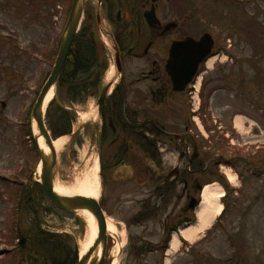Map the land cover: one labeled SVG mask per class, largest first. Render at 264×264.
I'll list each match as a JSON object with an SVG mask.
<instances>
[{"label":"rangeland","instance_id":"rangeland-1","mask_svg":"<svg viewBox=\"0 0 264 264\" xmlns=\"http://www.w3.org/2000/svg\"><path fill=\"white\" fill-rule=\"evenodd\" d=\"M63 1L0 0V264H20L19 253L14 249L15 237L20 235L23 240L19 238V243L26 250L30 245L34 248L32 255L42 254L41 248H37L42 231L52 239L44 249L50 253L48 257L55 259V264H72L87 230L83 214H66L58 210L34 183L39 179L36 171L39 162L32 139L31 109L52 68L56 44L64 26L55 17L61 16ZM169 2L170 6L176 7L178 18L186 20V15L191 14L186 29L191 26L197 31L199 27H209V33L220 36L218 49L210 59L213 62L217 59L216 62L211 70L204 68L207 73H201L198 78L199 81L202 76L204 79L199 88L202 102L197 112L199 126L190 120L195 140L185 137L181 143L183 149L188 146L191 158L195 153L198 156L189 167L187 158H180V149L167 146L162 138L156 140L159 157L165 174L176 165L189 167L190 174L200 184H218L223 190L222 207L226 204L227 209L219 223L209 231L205 228L193 243L179 238L181 242L175 251L160 252L157 249L139 254L135 249L142 242L155 244L163 236L161 226L158 228L162 219L168 217L171 224H185L180 228L190 224L187 222L190 218L196 219L201 192L191 193L199 198V203L194 211L185 213L180 209L188 201L181 194L182 183L164 186L165 201L155 209V214L158 209L163 214H153L147 222L138 225L131 222V218L152 190L136 187L130 182L116 187L112 180L102 177L97 200L103 204L107 220L115 225L122 244L117 264H264V0ZM194 8L200 11L192 12ZM250 18L254 20L250 21ZM229 43L230 46H226ZM222 49L223 53H230L231 60H226L221 53L217 55ZM108 64L106 79L111 78L109 72L114 71V64ZM66 95L58 86L51 103L54 104L45 113L44 120L52 135L51 124L62 113L65 127L76 130L80 124L84 125L73 139L64 135L66 142L57 150L59 174L56 183L68 187L94 171L95 161L99 177L101 170L93 136L98 119L96 97L76 101ZM197 105L195 102L193 109ZM190 110L191 104L186 100L181 107L162 109V114L172 115L173 119L176 117L185 124L187 117L192 115ZM151 111L152 118L158 120L160 112L157 109ZM236 115L242 117L241 128L234 122ZM57 127L53 126V129L58 130ZM135 152L130 151L127 158L138 160L142 167L144 164L145 171L150 160L144 153L137 157ZM218 157L227 164L216 166ZM105 159L109 166L112 161L108 155ZM114 174L122 181L131 174V169L121 168ZM228 174L233 175V179ZM143 208L148 209V203ZM35 210L38 223L34 219ZM10 219L14 224L9 228ZM114 245V239H108L106 255L112 254ZM7 248L4 257L2 252ZM52 248H56V255L50 252ZM6 257L13 262H7ZM107 258L101 264H107Z\"/></svg>","mask_w":264,"mask_h":264},{"label":"flooded vegetation","instance_id":"flooded-vegetation-1","mask_svg":"<svg viewBox=\"0 0 264 264\" xmlns=\"http://www.w3.org/2000/svg\"><path fill=\"white\" fill-rule=\"evenodd\" d=\"M84 1L83 23L72 37L61 74L69 81L73 80L81 85L87 83V89L82 90L81 94H67L73 99L95 96L97 103L100 93L105 89L97 124L94 125H98L100 138L97 149L101 170L99 180H112V185L120 188L130 182L136 187L152 190L131 218V222L141 225L149 220L150 213H154L156 207L160 206L159 203L164 202V186L172 187L176 182L182 183L181 194L184 198L194 196L191 193L197 192L199 182L190 174L189 165L194 163L198 155L195 153L191 158L188 146L183 149L181 144L185 137L190 138V141L195 140L190 123L192 116H186L185 124H181L176 117L173 119L172 115H163L162 109L181 107L183 102L190 101L193 87L198 83L201 73L205 72L204 68H208L211 54L219 40L211 34L214 38L212 52L202 58L196 65V73L190 77L195 60L186 59L180 64L177 57L172 59L170 49L174 43L189 36L196 41L200 40L202 35L209 33V27L202 26L197 31L191 26L186 29L191 19L178 18L177 9L169 5V0ZM63 2L61 16L56 19L65 25L72 1ZM61 36L62 34L56 44L55 56H52L53 61L58 56ZM84 58L86 60L80 62ZM108 63L114 64V71L112 77L106 79ZM203 79L202 76L200 81ZM151 109L160 112L158 120L152 118ZM141 118H146V121H141ZM182 125L183 130L179 132ZM162 138L166 140L167 146L180 149L179 156L181 159L187 158L186 165L189 167L181 168L176 165L168 173H164L166 171L162 159L157 157L159 149L156 145V140ZM147 141L153 143L157 154L144 171V164L142 167L138 160L128 159L127 156L130 151L136 150L135 155L140 157ZM126 143H129L128 147ZM107 155L112 161L109 166V161L105 159ZM121 168L131 169V174L122 181L115 178L114 174ZM185 174L188 175L187 178L184 177ZM115 179L119 181L116 182ZM190 179L193 180L191 183ZM179 196L178 199L181 200ZM147 203L148 209H144ZM180 209L186 211L185 206ZM162 221L158 228L161 226L165 237L171 220L164 218ZM162 244V240H157L155 244L142 242L135 250L146 252L147 249H155Z\"/></svg>","mask_w":264,"mask_h":264},{"label":"water","instance_id":"water-1","mask_svg":"<svg viewBox=\"0 0 264 264\" xmlns=\"http://www.w3.org/2000/svg\"><path fill=\"white\" fill-rule=\"evenodd\" d=\"M83 0H73V4L71 7V14L66 22V26L63 32V37L61 39V46L58 52V57L55 60L54 67L48 76L49 78L42 86V90L37 97V101L33 106L32 111V120L35 121L37 133L34 135V141H36L38 136L42 137L44 143H46L49 147V153L41 152L37 146V152L39 161L41 162V169H40V184H42L43 193L55 206L61 208L62 210L66 211L67 213H75L76 210L86 209L90 213L93 214L96 224H97V237L95 238L92 247L89 251L82 255V258L73 264H100L104 257V251L106 248V223H105V216L100 209L98 202L93 197H86L84 195H61L56 194L54 192V181L57 177V152L54 149L53 141L51 140L49 131L46 129L45 122L43 120V103L45 101V97L48 94L49 90L52 86L56 83L58 79V75L63 68L64 61L67 57V53L71 46L72 37L75 34V31L79 25V20L82 15V8H83ZM209 36L201 37L200 41H195L192 38H185L182 41L176 42L171 47V57L172 59L180 60V64L182 61L186 59H193L195 60L193 66V72L191 73L190 77L196 73V65L201 62L202 58L207 56L210 52L211 43L209 42ZM182 88V87H181ZM178 88V89H181ZM177 89V88H175ZM105 89L102 90L100 94V98L98 100V106L101 104L102 100L104 99ZM80 128V127H79ZM78 128V130H79ZM77 130V131H78ZM76 131V132H77ZM75 133H71L69 136L72 137ZM98 132H96V146L98 147L99 141ZM37 144V141H36ZM38 145V144H37ZM199 189L201 187L199 186ZM195 204V200H191L188 204V208H192ZM101 246L100 258L93 256L96 248Z\"/></svg>","mask_w":264,"mask_h":264},{"label":"bare ground","instance_id":"bare-ground-1","mask_svg":"<svg viewBox=\"0 0 264 264\" xmlns=\"http://www.w3.org/2000/svg\"><path fill=\"white\" fill-rule=\"evenodd\" d=\"M212 60V59H211ZM208 62V66L210 67L213 61ZM112 71L109 72V77L112 75ZM53 96V89H51L48 94L46 95L45 104L52 99ZM45 106V105H44ZM97 113V111H96ZM234 122L237 125V127H242V117L240 115H236L234 118ZM32 131L33 133H37L35 121H33L32 125ZM37 146L41 152L49 153V147L44 141L42 140L41 136H38L37 139ZM66 142V137L60 136L55 138L53 140V146L54 149L57 151L63 147V145ZM41 163L37 165V172L40 171ZM98 163L97 161L94 162V171L91 170V172L82 180L76 181V184L73 186H63L61 184L56 183L57 180L54 181V192L56 194H61L65 196L69 195H84L87 197H94L97 198L99 192V181H98ZM230 175V178L233 179V175ZM223 194V190L218 184H206L201 191V204L197 209V222L196 224H189L187 227L181 229V236L191 243L194 242V240L197 239L198 235L205 230L213 221L216 219L215 217L219 215L221 210L223 209L220 198ZM76 213L83 214L86 224H87V230L84 234L83 240H81L79 246V256L84 255L85 251L89 249V247L92 246V242L96 237V231H97V224H95V218L92 213H90L86 209H80L76 210ZM107 223V234L111 235L114 238V249L112 250L111 259L109 264H117L118 263V257H119V251L121 247V243L119 242V235L116 231V227L113 223H111L109 220H106ZM180 244L178 234H173L171 240H170V247L169 251L173 250L175 251L178 249V246ZM101 251V246L99 245L95 252L93 253V256L97 257V259L100 257L99 253Z\"/></svg>","mask_w":264,"mask_h":264},{"label":"trees","instance_id":"trees-1","mask_svg":"<svg viewBox=\"0 0 264 264\" xmlns=\"http://www.w3.org/2000/svg\"><path fill=\"white\" fill-rule=\"evenodd\" d=\"M253 20H254V18H250V21H253ZM254 25H256V22L254 23ZM251 27L252 26H250V28ZM83 51L84 50H82L81 53H83ZM85 60H86V58L82 59L80 62H84ZM75 65H77V63ZM58 85H59L60 89H62V90L65 89L67 92H70L72 94H75V93L79 94L82 90H85V88H87V86H86L87 83L81 85L80 83L75 82L73 80L69 81V79L64 74H62V77H61L60 82H59ZM49 107H48V109H49ZM48 111H50V109ZM48 111H47V113H48ZM63 116L64 115L62 113L59 117L56 118L55 123L51 124V130L53 132V136L63 135V134H66V133L70 132L69 127H65L66 123L63 124V121H64ZM53 126H56V127L58 126L57 127L58 130H54ZM146 144L147 145L143 146L144 147L143 148L144 149V154H145L144 157L149 159L152 162V161L155 160V158H156L155 155L157 153L155 154V147L153 146L152 142L147 141ZM157 157H159L158 154H157ZM159 159H160V157H159ZM41 233H42V235H41V247H40L41 248L40 249L41 252L40 251L39 252L42 253V255H47V258L49 259L48 260V264H55L54 263L55 259H53L51 257L50 258L48 257V255L50 253L47 254V252H45V250H44L45 246L42 245L43 244V240H46L47 241L46 245H48V244H50L52 242V239L47 235L46 232L42 231ZM53 245L55 246L54 243H53ZM50 252H53L54 255H56L57 250H56V248H52V250Z\"/></svg>","mask_w":264,"mask_h":264}]
</instances>
